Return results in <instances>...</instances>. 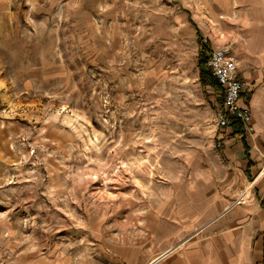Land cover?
<instances>
[{
  "label": "rangeland",
  "instance_id": "1",
  "mask_svg": "<svg viewBox=\"0 0 264 264\" xmlns=\"http://www.w3.org/2000/svg\"><path fill=\"white\" fill-rule=\"evenodd\" d=\"M229 1L231 25L264 8ZM180 14L214 23L206 0H0V264H155L176 239L166 210L223 162Z\"/></svg>",
  "mask_w": 264,
  "mask_h": 264
},
{
  "label": "crops",
  "instance_id": "2",
  "mask_svg": "<svg viewBox=\"0 0 264 264\" xmlns=\"http://www.w3.org/2000/svg\"><path fill=\"white\" fill-rule=\"evenodd\" d=\"M206 8L214 23L193 28L180 14L177 26L190 38L202 36L211 51L229 46L244 83L239 105L250 109L253 130L245 131L239 121L219 127L218 158L223 162L191 173L192 187L202 182L201 202L179 201L166 210L179 232L158 252L155 264H264V8L239 9L232 25L220 17L230 15L229 0H206ZM202 85L219 99L218 114L220 86Z\"/></svg>",
  "mask_w": 264,
  "mask_h": 264
},
{
  "label": "built area",
  "instance_id": "3",
  "mask_svg": "<svg viewBox=\"0 0 264 264\" xmlns=\"http://www.w3.org/2000/svg\"><path fill=\"white\" fill-rule=\"evenodd\" d=\"M206 66L215 77L222 92V101L218 108L217 125L225 127L239 121L245 131L253 130L251 112L247 106L237 104L244 85L238 76L237 63L228 45L210 51ZM220 146V142L217 143Z\"/></svg>",
  "mask_w": 264,
  "mask_h": 264
},
{
  "label": "trees",
  "instance_id": "4",
  "mask_svg": "<svg viewBox=\"0 0 264 264\" xmlns=\"http://www.w3.org/2000/svg\"><path fill=\"white\" fill-rule=\"evenodd\" d=\"M198 39H199V47H200L198 55H197V67L199 70V80L202 84L208 83L217 89L219 88V83L217 82L215 77L211 75V72L208 70L206 66V59H207L208 54L211 51L210 45L207 41H203L200 37ZM205 53L207 54L205 55Z\"/></svg>",
  "mask_w": 264,
  "mask_h": 264
}]
</instances>
